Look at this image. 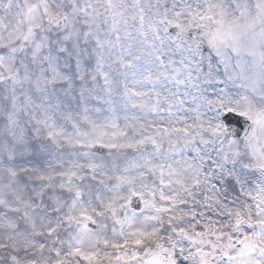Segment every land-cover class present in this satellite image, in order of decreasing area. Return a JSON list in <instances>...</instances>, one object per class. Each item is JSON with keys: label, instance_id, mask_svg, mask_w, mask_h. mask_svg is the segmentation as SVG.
<instances>
[{"label": "snow or ice", "instance_id": "1", "mask_svg": "<svg viewBox=\"0 0 264 264\" xmlns=\"http://www.w3.org/2000/svg\"><path fill=\"white\" fill-rule=\"evenodd\" d=\"M0 264H264V0H0Z\"/></svg>", "mask_w": 264, "mask_h": 264}]
</instances>
